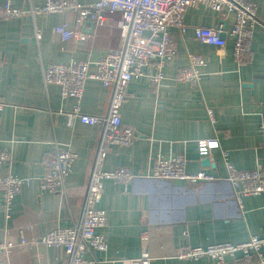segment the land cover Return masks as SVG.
Returning <instances> with one entry per match:
<instances>
[{"label": "crops", "instance_id": "1", "mask_svg": "<svg viewBox=\"0 0 264 264\" xmlns=\"http://www.w3.org/2000/svg\"><path fill=\"white\" fill-rule=\"evenodd\" d=\"M7 1L23 9L43 2L0 0V5ZM250 1L257 21L249 60L236 61L229 37L218 47L197 40L191 28L182 34L171 28L176 55L164 63L161 83L155 86L144 75L129 81L121 120L138 137L129 145H110L103 166L128 167L136 177L127 191L112 180L103 182L99 206L107 211L108 245L103 252L91 253L97 264L138 260L145 249L150 264H215L208 257L185 259L176 253L181 247L236 243L250 235H264V193L237 202L222 161V151H227L237 169L264 170L259 136L264 119V0ZM74 17L56 13L49 24L42 16L32 19L29 15L0 21V145L10 152L11 171L27 179L13 199L8 217L0 197V241L12 243L7 253H0V264H67L63 249L36 239L80 217L100 128L78 119L67 124L65 113L73 100L63 99L56 84L45 85L42 69L49 62L71 57L92 61L120 43V13L107 15L102 25L75 21ZM65 19L87 38L62 40L53 26ZM233 21L232 13H218L200 3L188 6L184 14L189 26L226 29ZM34 27L40 29L38 41ZM191 55H199L205 62L200 81L196 85L176 83L175 73L188 65ZM109 97V88L88 79L81 110L103 115ZM207 106L214 110V123L207 117ZM200 139H216L218 146L201 156ZM55 144L76 155L65 179L64 195L40 186L45 157ZM176 154L186 158L187 172L203 171L213 179L191 183L144 176L157 155ZM21 235L26 239L23 244Z\"/></svg>", "mask_w": 264, "mask_h": 264}, {"label": "built area", "instance_id": "2", "mask_svg": "<svg viewBox=\"0 0 264 264\" xmlns=\"http://www.w3.org/2000/svg\"><path fill=\"white\" fill-rule=\"evenodd\" d=\"M204 4L218 13L230 12L234 16L231 27L189 26L184 22L185 9L194 4ZM115 12L120 13V43L94 60H81L71 57L67 61H52L42 69V81L45 85L56 84L60 96L70 98L73 104L66 115L67 124L74 119L100 128L99 141L91 165L87 190L77 220L71 219L68 226H55L36 240L47 246L63 249L67 264H97L93 251L107 249L108 227L107 211L99 206L103 192V182L112 180L127 191L136 175L128 167L104 168V161L110 145H129L138 134L121 120L120 108L125 98V90L133 77L146 76L153 85H159L164 79V63L175 57L176 47L170 38V29L182 34L187 28L193 30L197 40L222 47L226 37L233 41V56L238 62L249 60L254 24L257 21L255 5L250 0H95L85 3L80 0H43L41 5L29 9L15 7L10 2L0 5V21L20 18L27 15L35 19L42 16L45 24L50 23L56 13H72L75 21H93L102 25ZM68 19L53 26V31L62 40L77 38L85 40L87 36L74 27ZM222 34L225 35L222 37ZM40 29L34 27V37L38 41ZM93 65V69H90ZM205 65L199 55H191L188 65L175 73L176 83L198 84ZM95 79L110 89L106 112L92 115L81 110L80 102L85 83ZM2 103H0L1 106ZM207 117L215 122L214 110L207 106ZM261 146L264 148V119L259 126ZM218 146L216 139L197 141L201 156ZM75 153L58 145L45 157V171L42 173L41 188L54 193L65 194V179L71 170ZM222 161L226 171V180L233 189V196L241 203L248 195L264 193V170L237 169L229 159L227 151H222ZM145 177L160 180H186L195 183L213 179L203 171H186V158L176 154L157 155L153 158L150 170ZM27 179L11 171L10 152L0 145V197L6 217L13 199L21 191ZM26 239L21 235L20 243ZM12 247L10 241H0V253H7ZM264 235H250L241 242H216L205 246L181 247L176 256L185 259L208 257L215 264H264ZM148 250L145 249L138 260L125 261L123 264H150Z\"/></svg>", "mask_w": 264, "mask_h": 264}, {"label": "water", "instance_id": "3", "mask_svg": "<svg viewBox=\"0 0 264 264\" xmlns=\"http://www.w3.org/2000/svg\"><path fill=\"white\" fill-rule=\"evenodd\" d=\"M84 21H85V23H87V22H88V20H84ZM90 23H91V24H94V22H93V21H90ZM222 37H224V35H223V34H222ZM203 162L207 164V163H208V160L205 158V159L203 160Z\"/></svg>", "mask_w": 264, "mask_h": 264}]
</instances>
